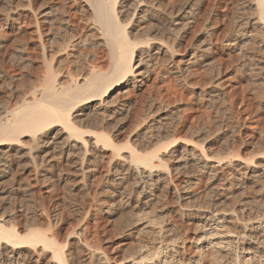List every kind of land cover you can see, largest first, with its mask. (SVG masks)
<instances>
[{"label": "bare ground", "instance_id": "6f19581e", "mask_svg": "<svg viewBox=\"0 0 264 264\" xmlns=\"http://www.w3.org/2000/svg\"><path fill=\"white\" fill-rule=\"evenodd\" d=\"M160 1L9 0L8 9L0 10L1 64L8 61L10 66L15 67L24 62V68L29 69L31 63L39 60L43 69L40 77H33L36 87L28 92L24 91L25 93L14 88V91L8 92L5 105L0 104V188L10 182V190L2 199L7 201L12 198L13 203L16 202L15 205L12 204L15 207L11 214L0 216V264H39L47 256L46 264H264V215L259 220L241 221L242 219L232 215L235 213L222 210L218 206L221 202L217 203L223 197L222 193L231 192L233 189L238 191L248 181L254 187L264 189V168H261L264 164L259 163L264 161V150L254 154L261 155L255 158L258 162L254 159L241 162L239 155L234 153L229 159L215 160L206 142L195 141L200 135H197L198 131L190 134L188 140L181 141L183 144H177L178 140H174L176 142H172L173 145L160 143L154 148V142L164 125L162 122L165 117L162 118L161 113L155 115L148 132L143 133L135 123L130 128V131L135 128V131H131L134 134L127 135L130 140L131 137L139 140L144 134L141 142L145 151H138L129 140L123 145L116 141L121 133V125L127 119L128 110L131 111L130 106L132 107L121 98L124 94L122 90L131 86L139 88L142 85L151 73L150 61L157 63L161 56L172 57V54H176L174 49V52L170 51L173 44L169 46L164 41L163 38L167 39V35L162 36L161 25L165 27L170 24L183 29L193 22V19L189 20L192 11L188 0H185L187 3L182 4L176 13L172 11L169 0L167 4L170 3L173 15L166 14L161 9L163 2ZM247 3L248 7L254 9V14L253 11V16L247 13L251 18L241 14L243 18L240 16L237 24V32L244 38L241 39L240 36L239 42L232 39L227 44L229 49L238 51L241 55L239 57L236 54L238 59L249 69L253 83L260 87L264 85V0H248ZM158 11H163L161 13L165 18L162 21L165 25L159 23ZM131 24L142 25L139 36H135L137 30L135 35L131 34ZM22 30L27 37L25 42L16 49L14 47L13 52L6 53L5 48L9 43L6 35ZM174 40L173 38L172 42L176 43ZM246 42H251L250 46ZM252 43V49L254 44L260 48L248 51ZM242 46L246 49L249 46L247 50L243 49L248 52L243 53ZM209 48L206 47L203 51ZM195 53H192L194 60L198 56H194ZM170 60L171 58L169 62ZM181 61L177 62L180 64ZM175 64L176 67L172 69L177 75L181 72L179 65ZM8 68L0 66V87L2 81L10 75ZM185 69L188 73L191 70ZM184 77L187 81V74ZM216 78L218 77L215 76ZM215 87H211L210 92L214 93ZM209 95L210 93L207 96ZM168 124L167 126L172 124V121ZM227 134L230 136L233 133H221L217 139L224 140ZM178 145L183 146L179 149ZM107 151H110L111 160L114 162L111 169L106 170L111 193L120 192L127 198L124 202L117 201L115 207L110 209L111 214L129 212L131 219L126 224L123 222V233L147 237V241H141L135 251L122 261L117 260L116 254L107 247H101L98 237L90 233V223L86 216L88 214L82 218V221L86 220L80 228L81 233H73L76 238L64 242L60 240L59 243L54 229L57 224L55 221L52 223V203L43 208L39 216H34L36 219L44 217L50 225L45 231L42 226L25 224L28 211L26 213V206L21 201L50 180L48 171L57 173L56 176L59 177L69 170V174H75L79 177L78 182L86 186L89 177L96 170V165ZM56 155L64 159L63 166L56 161ZM25 162H29L33 168L28 172L29 176L24 169H20ZM203 180L210 184H219L216 190L211 191L214 193L212 203L208 207L198 208L199 237L193 243V256L186 258L182 255L183 247H177L178 237L171 233V226L163 218L168 213L163 203L167 196H176L178 200L187 201L191 197V188L203 183ZM42 193L47 195L48 190ZM132 193L138 196L131 198ZM162 200V204L156 209L163 216L157 217L153 215L156 211L154 206ZM184 208L187 207L180 205L176 212L183 215L186 211ZM172 235L176 237L173 238ZM74 245L79 248L77 253L73 252Z\"/></svg>", "mask_w": 264, "mask_h": 264}, {"label": "rangeland", "instance_id": "374dc122", "mask_svg": "<svg viewBox=\"0 0 264 264\" xmlns=\"http://www.w3.org/2000/svg\"><path fill=\"white\" fill-rule=\"evenodd\" d=\"M8 1L9 0L0 1L1 11H6V9H8ZM168 1L169 0H161L160 3L163 2L164 4L162 3V6H160L166 14L168 13L172 15L187 3V1L185 2V0H170V3L172 4V6H170V3L167 4ZM188 1H191L190 3L188 2V4L191 5L189 6L191 7V11L193 12L190 13V16H192L189 19H193V22H191L192 24H187V26L183 29L170 26V24L165 27L161 25V29L163 30L162 36L164 37L167 35V39L166 37L163 38L164 41L169 46L170 44H173L172 46H170L172 49H170V51L174 52L175 50L177 55L172 54V57L161 56L160 59L157 60L159 61L157 63L154 61H150L149 63L151 64V73H149V76L145 81H143L142 85L139 88L131 86L122 90L124 94L121 95V98L123 99V101L125 100L126 102L130 103L132 107L130 106L131 111L128 110L130 113L128 112L127 119L122 123L121 133L117 137L118 139L116 141L118 144L123 145L127 140H129V143L131 142V144L135 146L134 148H138V151H145V147L141 142V139L145 137V135L143 134V136H141L139 140H135L134 137H131L130 140V137H128V133L134 134V132L131 131H135V128L131 131L130 128L132 125L137 123L139 125L138 128L142 129L143 133L148 132V127H150V124L152 125V122H154L153 120L157 115L161 113L160 116L162 115V118L165 117L164 122H162L164 125L162 126L163 128L160 129L161 133L158 134L156 142H154V148L158 147L160 143V145L164 143H171V145H173L172 142H174V140H178L177 142L175 141L177 144H183L182 142L184 140H188L190 138V134H194L196 131H198L197 135H200L198 136L199 138L197 137L195 139V141L199 143L201 141L206 142L208 144L207 146L212 150V156L215 160L229 159L234 153L239 155L238 159L241 162L249 161L251 159H254L255 162H258L259 160L255 158H258V156L260 157L261 155L258 154L254 156V154L258 151L262 152L264 150V85H262L263 87H259L255 84V82L253 83L254 80H251L252 77H250L251 75L249 73V69H247L246 66H243L241 60L238 59L241 55L238 54V51L235 52L233 51L234 49H229L230 47H228L227 44L229 43L228 41L232 39H236V41L239 42L241 33L237 32L239 30V26L237 24H239V20L244 16L251 18V16L249 15L253 16L254 9L250 6L248 7V0ZM20 4L23 3L20 2ZM169 6L172 8V11L174 13H172ZM193 7L195 9H193ZM161 12H157L158 16L160 15V18L157 16V19L159 18V23H163L165 18V16ZM241 14H243V17ZM165 24L166 23H163V25ZM130 26H132L130 28L131 30L128 29V31L130 30L132 32L131 34L133 35L137 33L135 36H139V33L141 32L140 27L142 25L139 24L138 26H134L131 24ZM170 27L172 28L170 29ZM184 29L187 30L185 31ZM135 31L136 33H134ZM24 35V30L12 35H6L7 43L9 42L5 48L7 49L6 53L8 52L9 54L13 52L14 47L16 49L17 47L22 46L21 44H23V42H25L27 38L26 35ZM171 35L172 37L174 36L173 38L175 39L174 41H176V43L172 42L173 38L171 37ZM176 35L178 37H176ZM170 38H172V40ZM243 38L244 37H242L241 39ZM246 43V45L249 44L250 46L251 42ZM249 46H247V49L249 48ZM252 46L253 43L250 47L251 49L249 48L248 51H253L260 48L259 46H257V44H254L253 49ZM206 47H210L207 50L208 52L206 50V52L203 51L204 49H206ZM243 49H246L245 46H242V51ZM230 51H232L233 53H231ZM248 51L244 50L243 53ZM194 52H196L194 56L198 55L196 60L192 58V53ZM236 54L239 55V57ZM168 58H171L170 62ZM181 60L184 62L182 63ZM177 61H181V63L179 64ZM191 61L196 62L194 64V62ZM23 63L12 67L10 66L11 63H9L8 61H4V63L2 62V64L0 61V66H3L5 68L12 67L8 68V75L10 74L9 77L11 76V79L8 77V80L5 79L4 82L2 81L1 83V105L2 103L3 105H5V98L7 94H9L8 92L13 90L14 88L16 90L18 89V91L20 89V92L22 90V92H28L29 89L32 90L33 87L37 86L36 81L33 79V77H40L42 74L43 69L39 64L40 61L37 60V62L35 61L34 64L31 63L29 69L26 67L24 68ZM174 63H176L175 65H179V72H181L179 74L177 73V75L174 72L175 70L172 69L173 67H176L174 66ZM202 64H205L206 66ZM186 65L188 66L186 67ZM20 66L21 68H19ZM181 67L183 70L181 69ZM185 68H187L188 70L191 69L189 70L192 73L191 74L189 72L190 76L189 73L186 72ZM182 71L187 74V81L186 77H184V75L186 74H183ZM172 72H174V74H172ZM247 72L249 73V75ZM214 74L218 78L215 79ZM211 75L213 76V80ZM175 76L183 77L177 79ZM18 77H20V79ZM181 79L183 81L185 79V84ZM217 82L219 85H217ZM208 83L210 85H208ZM6 84L8 85V88H6ZM204 84L206 86H210V88L216 86L215 88L217 90L214 89L215 94L213 92H210V88L206 87ZM207 92L208 94L210 93L209 96H207ZM211 93L212 95H214L212 96ZM216 93L218 94L216 95ZM151 104L152 107L150 106ZM158 109H160L159 112L157 111ZM135 117L137 118V120ZM171 121L172 124H170ZM165 123H169L170 125L168 124L169 126H167V124ZM192 131L194 132L192 133ZM231 131L233 134H230V136H233L230 137L229 134H227L229 136H227V140V137L224 140L220 141L217 139V136L221 133L226 134L227 132L230 133ZM137 141H139L140 144L139 142L137 144ZM224 141L226 144L224 143ZM182 146L178 145L179 149ZM146 150L150 151V149ZM57 152L58 151L56 150L55 154H57ZM57 157L58 156L56 155V161H59L60 165L63 166L65 164L64 159ZM110 160V151H107L100 159V162L96 165V170L91 175V177H89V182L87 181L88 184L86 183V186L78 182L79 177H76L75 174H72L71 172L69 174V170L66 171L67 173L65 172L64 174H60V178L56 176L57 173L48 171V177L50 178V180L46 183L47 185L45 184L43 186L37 187V189L34 190L33 194L21 199L23 204H25L26 206V213L28 211V213L26 214L27 219L25 221V224L27 226H31L33 224L37 227L42 226V230L46 231L48 229V226L50 225L43 219L44 217H38L36 219L34 216L38 214L40 215L39 212L43 208L49 207L48 205L51 202L52 205L50 203V211L54 219H52V223L54 224L55 221L57 224L54 229H56L57 232V241H59L60 243L61 241L64 242L65 240L70 241V238H76L73 233L78 232L77 235L81 233L80 228H82V224L85 223L86 220L85 219L82 221V218H84L85 215L88 214L86 216H88L87 220L90 223L89 231H91V234H94V237H98L97 240H100V242L98 241L99 245L101 244V247H107L111 252L115 253L117 256V260H126L125 258L130 256L135 251V248L140 245L141 241H147V237H145L144 235H131L128 232L123 233L121 227L123 228L124 223L126 224V222L131 219V214L129 212L113 215L111 214L112 210L110 209H113L115 207L117 201L121 200L122 202L123 200L124 202V200L126 201L127 198L123 197L124 195H122L120 192H114L113 194L111 193L112 190H110L109 183L107 181V179H109V176H106V170L111 169L112 164H114V162L112 160L110 162ZM262 162L264 161H261L259 163L263 165L264 163ZM28 163L29 162H25L24 166L20 168L24 169V171H26V174L28 172H31V170L33 169L31 164ZM261 168L263 169L264 167ZM29 175L30 173H28V176ZM66 179H68V181ZM204 180H206V178ZM204 180L203 183L201 182L199 183V185L193 186L191 188V197L188 198L187 201L178 200L176 196H167V198L164 199L163 203V206L165 205V209L168 212L163 218L164 220H167L169 226H171V233L178 237L176 239L178 245L181 247H177L184 248H182V250L184 251H181L183 257L186 258H190L193 256V243L195 242V239L199 237L198 225L200 219L197 213L199 210L198 208L209 206V203L214 200V196H212L214 193L212 192L215 188L218 187L219 184L217 182L210 184L209 182ZM10 184V182H6V184L2 185L0 188V216H2L3 214H11L15 207L14 205L16 204V202L13 203L12 200L14 199L12 198H8L7 201L2 199L5 195H7L6 192L10 190ZM39 189L41 190L40 193L38 192ZM258 189V186L254 187L252 184H250L249 181L245 182L244 186L238 191H235V189H233L231 190V192L228 191L222 193L223 197H220V200L217 201V203L221 202V204L218 206L222 210H227L228 213H235L231 214L237 216L239 220L242 219L241 221H246L248 219L259 220L264 215V189ZM44 190H48L47 195L42 193L44 192ZM233 192L235 195L233 194ZM133 194L134 193L130 195L131 198L138 196V194L136 193L134 195ZM162 202L163 200L160 201V204H156L154 208L158 209ZM179 204L182 207H187L186 209L184 208V210L186 211L183 215L176 212L177 207L180 206ZM106 206H108L109 208H105ZM157 209L154 214H151L156 215L157 217L158 215L162 217L163 215H161ZM105 210H107L106 213H104ZM176 236H173V238H175ZM79 237L81 239L83 238V236L81 237V235H79ZM72 249L73 252L77 253V250L79 248L77 249V246L74 245ZM48 257L49 256L44 257L39 264H46ZM25 264L33 263L26 262ZM228 264H231V262H228Z\"/></svg>", "mask_w": 264, "mask_h": 264}]
</instances>
